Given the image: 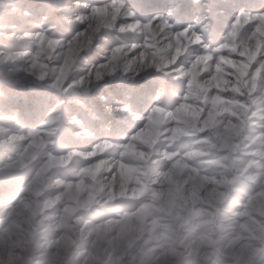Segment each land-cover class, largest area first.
Listing matches in <instances>:
<instances>
[{
	"label": "clouds",
	"instance_id": "9594fccd",
	"mask_svg": "<svg viewBox=\"0 0 264 264\" xmlns=\"http://www.w3.org/2000/svg\"><path fill=\"white\" fill-rule=\"evenodd\" d=\"M0 264H264V0H0Z\"/></svg>",
	"mask_w": 264,
	"mask_h": 264
}]
</instances>
